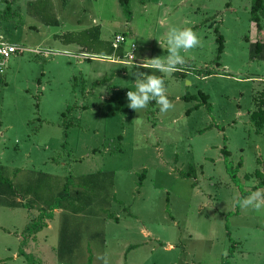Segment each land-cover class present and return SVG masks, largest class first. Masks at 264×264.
Instances as JSON below:
<instances>
[{"label":"rangeland","instance_id":"rangeland-1","mask_svg":"<svg viewBox=\"0 0 264 264\" xmlns=\"http://www.w3.org/2000/svg\"><path fill=\"white\" fill-rule=\"evenodd\" d=\"M252 5L131 0L129 19L120 0H0V39L27 49L0 81V167L20 194L19 180L36 179L37 205L78 211L66 215L82 245L64 264H264V206L239 204L253 191L264 195V61L250 52L264 39V19L259 33ZM172 27L199 38L163 77L173 82L174 107L161 113L152 101L136 112L127 99L133 73L163 75L142 64L166 57ZM218 30L226 47L220 64ZM119 35L128 39L126 54L136 44L128 63L112 62ZM200 91L211 110L185 99ZM23 221L21 210L0 207L2 225ZM52 222L50 244L62 215ZM30 264L48 263L34 256Z\"/></svg>","mask_w":264,"mask_h":264},{"label":"trees","instance_id":"trees-1","mask_svg":"<svg viewBox=\"0 0 264 264\" xmlns=\"http://www.w3.org/2000/svg\"><path fill=\"white\" fill-rule=\"evenodd\" d=\"M140 1L142 3H145V0H140ZM120 4L124 10V13L127 15V17H129V19H131L132 18L131 0H120ZM7 12H9V14L11 16L14 15L12 13L10 5H8V7H7ZM251 14H252V21H253V23H255L257 25L258 32L259 33L262 32L263 26H262L261 22L264 19V0H253ZM246 40L249 42L248 38H246ZM218 43H219V47H218L217 63L220 64V62L222 60V55H223L226 47H225V38L220 33L219 30H218ZM112 48L115 51V48L113 46H112ZM250 52H251V59L264 61V39L261 38L256 43H251ZM116 54L118 55V57L124 58L126 55L125 49L123 47L116 49ZM263 95H264V91H263ZM185 99L188 101H191V100L200 101L195 106V109H199L201 106H206L209 110L212 109V104L210 103V96L207 95L206 93L202 92V91L199 92V95H187V96H185ZM259 101H261V105L259 102V106H261L260 110H261V112H264V106H262V104H264V96H262ZM70 110H71V108H69L67 111L69 112ZM68 112H65L62 114V119L64 120L63 126L65 127V129H69V127H70L69 126L70 124H68L66 122ZM190 112L191 111H189L188 113H190ZM256 113L257 112H255V114ZM224 152L226 155H228V156L230 155V152L227 149H225ZM241 166H242V164H240V167ZM186 176H190V174L187 173ZM232 176H233V178L237 177L235 173H232ZM31 190H32V186H31ZM66 191H67V189L64 188V190L60 194V197H62L63 199L66 197ZM19 195H20V193L17 189V185L14 183V181L11 178L4 175L3 168L0 167V202L3 199H7L10 203V206L20 207L21 204L16 202ZM33 205H34V203L31 202L29 205L26 204L24 206L33 207ZM59 209H62L65 212H68L70 214H71V212H73V213L78 212V211H74V210L70 211L69 208L67 209L66 207H62L59 204H57L55 206L54 205L49 206L48 204H44V206H42L40 208L39 214L31 217L29 224L27 225L25 230L22 232V240H21V246H20V254L22 256H25L28 258V255L26 254V249L28 248L30 239L35 237L39 232H41L43 229H45L47 227L48 221H51L54 219L55 211L59 210ZM68 218H69V215H67L65 217V220H64L65 224L63 226V238H62L61 244H60V250L63 252L62 255L60 254V261L62 263H70L69 260H65L63 258H65V256H66L65 252L67 250H69L70 248L73 249L75 247L73 244L68 243V239H67L68 236L71 234L70 229H69V224H68V222H69ZM78 237H79V235H78ZM0 264H9V263L6 261H0Z\"/></svg>","mask_w":264,"mask_h":264},{"label":"clouds","instance_id":"clouds-1","mask_svg":"<svg viewBox=\"0 0 264 264\" xmlns=\"http://www.w3.org/2000/svg\"><path fill=\"white\" fill-rule=\"evenodd\" d=\"M168 45L166 57L146 59L142 67L157 70L163 75L148 74L137 71L135 75L134 90L127 92L128 106L136 112L146 109L152 101L159 105L161 113H168L174 107L167 92L172 86V81L166 86L164 76L172 77L178 71V66L183 65L185 57L181 55L182 50H188L199 44L197 34L191 28L172 27L166 33ZM138 67V66H136ZM243 208L260 209L264 206V195L259 190L249 193L239 201Z\"/></svg>","mask_w":264,"mask_h":264},{"label":"crops","instance_id":"crops-1","mask_svg":"<svg viewBox=\"0 0 264 264\" xmlns=\"http://www.w3.org/2000/svg\"><path fill=\"white\" fill-rule=\"evenodd\" d=\"M75 41H71L70 44L67 46L76 49L77 51H83L84 49L80 47V45H77L73 43ZM125 49V48H124ZM143 65V64H142ZM36 184V179L34 182L27 183V182H21L19 180V185L24 186V189L22 193L19 195L17 198V203L21 204L20 207H12L10 206V203L7 199H3L0 202V207H6L10 210H21L23 214V224L21 227H15L13 225H2L0 222V244H1V239L3 236V239L5 242H3V249L1 250L0 248V261H6L9 264H30L31 260L33 259L34 256H38L40 260L48 263V264H54L55 261L60 262L61 264H64L60 261V254L62 255V251L60 250V244L61 240L63 238V226L65 224V217L66 212L62 209L56 210L55 211V217L58 214L62 215V222L60 223L59 227V237L58 241L56 243L50 244V236H51V231L53 229L52 226V221H48V225L45 229H43L41 232H39L35 237L30 239L28 248L26 249V254L28 255V258L25 256H22L20 254V246H21V240H22V232L25 230L27 225L29 224L31 217L38 215L40 212V208L42 205H37L35 202L36 200V189L34 191L31 190V186ZM26 185L28 186L26 189ZM21 196H23L21 198ZM31 202L34 203L33 207H26L24 205L30 204ZM7 237H13V242L8 240L7 242ZM68 243L73 244L75 247L73 249H69L65 252V260H69L70 262H73L74 260H77V255L79 253V250L82 245V240L80 239V236L78 237V234L75 232H71V234L68 236ZM6 253H10L12 255L8 256ZM71 255V256H70ZM90 258H85V261H88Z\"/></svg>","mask_w":264,"mask_h":264},{"label":"built area","instance_id":"built-area-1","mask_svg":"<svg viewBox=\"0 0 264 264\" xmlns=\"http://www.w3.org/2000/svg\"><path fill=\"white\" fill-rule=\"evenodd\" d=\"M128 41L127 37L125 35H119L116 37L115 41L113 42V47L115 49H119L122 47L123 44H126ZM131 52L127 53L124 58H127L128 61H123L121 57H118V60H112V62H119V63H128L135 59L133 51L136 49V44L131 43ZM27 49L25 47L8 43L0 39V81H2L6 75L7 68H8V62L9 60L18 54H22ZM85 57L82 56V59Z\"/></svg>","mask_w":264,"mask_h":264}]
</instances>
